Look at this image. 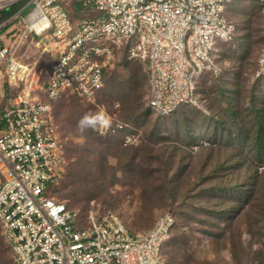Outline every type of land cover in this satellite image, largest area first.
Masks as SVG:
<instances>
[{
	"label": "rangeland",
	"instance_id": "obj_1",
	"mask_svg": "<svg viewBox=\"0 0 264 264\" xmlns=\"http://www.w3.org/2000/svg\"><path fill=\"white\" fill-rule=\"evenodd\" d=\"M32 8L13 22L0 13V44L17 41ZM223 15L235 26V37L221 47L222 73L205 77L197 90L198 99L204 98L201 109L169 116L149 112L146 67L125 62L122 51L109 75L114 72V79L94 103L65 98L54 108L69 162L53 190L56 198L82 217L114 213L134 232L149 230L166 212L174 215L160 253L164 264H264L263 129L256 146L258 119L264 125V77H254L264 50V6L236 0ZM18 43L30 71L27 87L32 97L42 98L41 86L54 63L48 41L29 36ZM23 90L24 83L10 85L0 73V111ZM229 107L234 116L223 112ZM100 108L113 123L127 124L125 135H134V144H121L117 132L77 131L80 117ZM0 264H16L1 228Z\"/></svg>",
	"mask_w": 264,
	"mask_h": 264
},
{
	"label": "built area",
	"instance_id": "obj_2",
	"mask_svg": "<svg viewBox=\"0 0 264 264\" xmlns=\"http://www.w3.org/2000/svg\"><path fill=\"white\" fill-rule=\"evenodd\" d=\"M21 1L0 0V12ZM234 1L28 0L10 18L21 19L33 5L17 41L0 45V73L26 90L0 112V228L16 264H164L160 253L175 224L169 212L149 230L134 232L114 213L82 217L56 198L53 190L66 174L68 155L53 102L70 93L94 103L126 49L128 60L146 67L153 113L201 109L197 90L205 77L222 73L221 44L233 38L235 26L223 12ZM29 36L47 40L54 55L42 98L31 96L30 71L18 55V40ZM254 77H264V50ZM126 128L112 121L107 132L95 131L105 136ZM124 143L134 144L135 136L125 135Z\"/></svg>",
	"mask_w": 264,
	"mask_h": 264
},
{
	"label": "trees",
	"instance_id": "obj_3",
	"mask_svg": "<svg viewBox=\"0 0 264 264\" xmlns=\"http://www.w3.org/2000/svg\"><path fill=\"white\" fill-rule=\"evenodd\" d=\"M22 6L20 5V3H18V4H16V5H14V6H12L11 8H9V10L8 11H2V12H0V13H3V15L1 16L2 18H11L12 16H14V14L21 8ZM14 20V19H13ZM13 20H11L10 22H13ZM235 32H236V29H235V31H234V33H233V38H232V40L231 41H229V42H232L233 41V39H234V37H235ZM229 42H226V43H229ZM226 43H222L221 44V47L223 46V44H226ZM1 45V44H0ZM244 46V45H243ZM243 46H241V47H243ZM122 53L123 54H125L126 53V56H125V62H126V58H127V51H126V49H124V50H122ZM220 55H221V59H222V49H221V52H220ZM221 65H222V63H221ZM112 72V70H110V71H108L107 73H106V76H105V80H104V82H105V86H104V88L97 94V98H99L104 92H106V90L108 89V85L110 84V81H111V79L113 78L114 79V77H115V73L113 72V74H112V77H109V75H111L110 73ZM65 98H74V99H77V100H79V101H81V102H87V101H85V100H83V99H80V98H78V97H76L75 95H72V94H70V93H66V94H64L63 96H62V98L61 99H65ZM61 99H59V100H61ZM204 98L202 97V101H201V103L203 104V106H204V100H203ZM59 100H56V101H54L53 102V114H54V118H55V121H56V124H57V126H58V121H57V118H56V115H55V110H54V108H55V105H56V103L59 101ZM7 104V103H6ZM8 105V104H7ZM6 105V106H7ZM228 106L229 105H227L226 104V108H228ZM146 107H147V110L149 111V112H151L152 114H155V113H153L152 111H151V109L147 106V94H146ZM185 108H188V107H180L178 110H176L174 113H176L177 111H179V110H182V109H185ZM3 110V109H2ZM1 110V111H2ZM0 111V112H1ZM225 114L227 113V114H230V113H232V115L234 116L235 114L233 113V111L230 109V107H229V110L228 111H223ZM257 112V111H256ZM174 113H172V114H174ZM171 114V115H172ZM156 115V114H155ZM159 116V115H158ZM258 121H259V123H260V127H259V129H258V132H257V143H256V146H257V148L259 147L260 148V146H261V144H262V134H261V130L263 129L264 130V125H262L261 124V120H259L258 119ZM257 121V122H258ZM218 123L220 124H223L222 122H219L218 121ZM58 131H59V126H58ZM60 133V132H59ZM125 133H126V131H125V129L124 130H120V131H118L115 135H114V138H116L117 137V139L119 138V140H120V143L121 144H123L124 143V137H125ZM109 135H111V134H109ZM123 142V143H122ZM66 153H67V151H66ZM80 157L83 159V161L85 160V156L83 155V154H80ZM68 164H69V162L67 163V167H68ZM67 167H66V170H67ZM174 216V215H173ZM175 217V216H174ZM173 229V228H172ZM3 237V236H2ZM4 239V238H3ZM5 242V241H4Z\"/></svg>",
	"mask_w": 264,
	"mask_h": 264
},
{
	"label": "clouds",
	"instance_id": "obj_4",
	"mask_svg": "<svg viewBox=\"0 0 264 264\" xmlns=\"http://www.w3.org/2000/svg\"><path fill=\"white\" fill-rule=\"evenodd\" d=\"M76 128L81 134L97 129H103L107 132L112 128V121L104 111L87 112L77 121Z\"/></svg>",
	"mask_w": 264,
	"mask_h": 264
}]
</instances>
